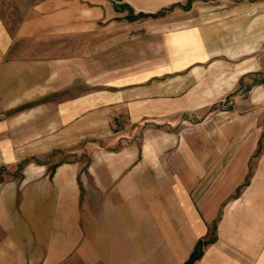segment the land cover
<instances>
[{"label": "crops", "instance_id": "crops-1", "mask_svg": "<svg viewBox=\"0 0 264 264\" xmlns=\"http://www.w3.org/2000/svg\"><path fill=\"white\" fill-rule=\"evenodd\" d=\"M193 1L0 0V165L75 152L0 181V264H264V64L249 43L212 53ZM167 9L169 62L102 83L84 67L85 37ZM216 98L185 130L143 126Z\"/></svg>", "mask_w": 264, "mask_h": 264}, {"label": "rangeland", "instance_id": "rangeland-1", "mask_svg": "<svg viewBox=\"0 0 264 264\" xmlns=\"http://www.w3.org/2000/svg\"><path fill=\"white\" fill-rule=\"evenodd\" d=\"M128 1H131L134 11L138 12V9L154 10L166 0ZM192 4L195 5L191 12L196 19L195 22H200L202 18L207 22L205 40L212 53L226 52L227 49L237 47L242 49L240 46L249 43L255 47L251 50H242V52L256 53L257 62L260 65L264 64V0H194ZM234 4H238L240 7H228ZM202 5L205 7L198 10V7ZM166 7L168 8V6ZM179 13H181L179 10L167 9L163 12L164 16L167 15L165 21L159 20V17L150 16L131 19L129 18L130 14H125L113 28L100 34V39L96 44L90 45L89 38L87 42H85L86 37L84 38L82 45L84 67L90 69L92 64L93 66L94 63L97 64L100 83L109 81L113 76L140 68L156 70L158 63L169 62V59L166 58L161 31L166 32L180 26V24L169 25V16L173 15L175 18H179ZM260 15L263 16L258 18ZM223 17H227V19L224 20ZM174 40L177 43H184L189 40V35L187 33L177 34ZM94 54L95 58L92 60L91 55ZM217 62L215 61L211 69L204 75V79H206L204 83L211 84L217 81L219 72ZM83 78L89 79L86 76ZM199 89L198 94L202 95V87ZM219 106V99L216 98L204 109L188 114L179 113L161 119H148L143 123V126L152 131L185 130L189 123L197 122L202 116L216 112L220 108ZM18 129L20 136L25 134V125ZM3 141L5 146L4 139L0 140V146ZM73 154L75 152L59 149L39 156H24L15 162L2 164L0 165V181L4 182L10 178L21 179L22 171L28 162H43L58 157L63 159L68 156L70 158Z\"/></svg>", "mask_w": 264, "mask_h": 264}, {"label": "water", "instance_id": "water-1", "mask_svg": "<svg viewBox=\"0 0 264 264\" xmlns=\"http://www.w3.org/2000/svg\"><path fill=\"white\" fill-rule=\"evenodd\" d=\"M114 1H121V0H114Z\"/></svg>", "mask_w": 264, "mask_h": 264}]
</instances>
